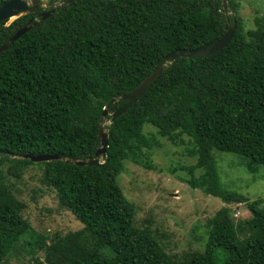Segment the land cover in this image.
<instances>
[{"label":"trees","instance_id":"trees-1","mask_svg":"<svg viewBox=\"0 0 264 264\" xmlns=\"http://www.w3.org/2000/svg\"><path fill=\"white\" fill-rule=\"evenodd\" d=\"M240 7L237 0H227V11L222 0H76L53 8L0 55V264L26 252L33 255L29 264H264L262 202L226 189L214 157L215 151L238 155L255 177L264 166V16L246 31ZM37 17L0 23V48ZM234 20L235 34L223 50L168 64L112 121L126 104L120 99L168 56L219 40ZM113 99L101 164L68 162L94 158ZM164 141L187 146L196 159L181 167L193 190L226 205L246 204L252 215L234 223L229 209H221L207 222L203 251L180 262L152 229L139 225L138 207L119 183L127 163L154 170L151 153ZM25 154L62 160L36 164L19 158ZM32 166L83 228L38 233L24 218L27 206L10 180H21Z\"/></svg>","mask_w":264,"mask_h":264},{"label":"rangeland","instance_id":"rangeland-1","mask_svg":"<svg viewBox=\"0 0 264 264\" xmlns=\"http://www.w3.org/2000/svg\"><path fill=\"white\" fill-rule=\"evenodd\" d=\"M53 2L56 6L61 4V0ZM237 2L241 5L239 16L246 31L256 29L255 20L264 16V0ZM40 4L45 8L50 2L41 0ZM228 12V16L233 15L232 11ZM18 18L13 17L6 26ZM145 131H151V126L147 125ZM151 156L154 170L127 163L119 183L126 197L138 207L139 225L152 229L177 262L191 253L203 251L207 222L221 209H229L228 217L234 223L252 217L246 204L226 205L219 198L193 190L185 182L189 175L181 167L196 162L195 158L188 156L187 146H174L164 141V148L153 150ZM214 157L224 187L251 202L261 201L260 207L264 210V166L260 167V174L255 177L248 174L243 158L238 155L215 151ZM41 174L40 169L32 166L21 180H10L15 195L27 206L24 218L38 233L65 235L83 228L71 212L59 205L56 193L42 186ZM223 222L227 221L224 219ZM32 257L26 252L20 257H12L8 264H29Z\"/></svg>","mask_w":264,"mask_h":264},{"label":"water","instance_id":"water-1","mask_svg":"<svg viewBox=\"0 0 264 264\" xmlns=\"http://www.w3.org/2000/svg\"><path fill=\"white\" fill-rule=\"evenodd\" d=\"M66 4H71L76 0H63ZM104 1H112V0H104ZM184 1H194V0H184ZM40 0H8L4 4L0 6V23L4 21H10L13 17H23L25 15H30L36 12H41L44 10L42 5H39ZM225 11L227 8V0H222ZM52 13L44 12L41 15V21H36L33 25L25 26L21 30H19L14 37L10 40L9 43L5 44L0 48V55L9 49V47L20 39L23 35H25L32 28L40 25V22L46 21L50 18ZM236 20L233 21V24L229 27L228 31L225 33L223 37L219 40H216L208 45H205L197 50L186 52L179 50L177 52L172 53L168 56L162 65L154 71L151 75H149L132 93L124 96L120 100L126 102L122 109L113 114L112 121H114L117 117L125 113L130 107L149 89V87L162 75L165 66L168 64H172L179 58H188V59H201L212 56L219 51L223 50L233 39V36L236 31ZM117 99H113L104 109L100 126H99V135L101 139V147L97 150L93 159L89 161H68L71 163H75L78 166H97L101 164L102 157L106 155L108 149V132L104 129L105 119L109 114L110 108L117 102ZM19 158L30 160L33 163L39 164L43 162H51L56 160H62L61 156H50V155H34V154H25L20 156Z\"/></svg>","mask_w":264,"mask_h":264},{"label":"flooded vegetation","instance_id":"flooded-vegetation-1","mask_svg":"<svg viewBox=\"0 0 264 264\" xmlns=\"http://www.w3.org/2000/svg\"><path fill=\"white\" fill-rule=\"evenodd\" d=\"M6 1H8V0H5V2ZM5 2H3L2 4H4ZM40 2H41V0H40ZM49 2H50V5L49 6H45V8H44V10L43 11H41V12H36V13H33V14H30V15H36V17H37V15H39V16H41L42 15V13H44V12H49V13H54L55 12V10L54 9H57V8H59L60 6H62L63 4H65L66 2H64L63 0H61V4L59 5V6H56V5H54V2H53V0H49ZM1 4V5H2ZM0 5V6H1ZM39 5H41L40 3H39ZM54 8V9H53ZM38 18V17H37ZM41 18V17H40ZM36 18L34 17L31 21H33V20H35ZM30 21V22H31Z\"/></svg>","mask_w":264,"mask_h":264},{"label":"bare ground","instance_id":"bare-ground-1","mask_svg":"<svg viewBox=\"0 0 264 264\" xmlns=\"http://www.w3.org/2000/svg\"><path fill=\"white\" fill-rule=\"evenodd\" d=\"M13 19V18H12Z\"/></svg>","mask_w":264,"mask_h":264}]
</instances>
